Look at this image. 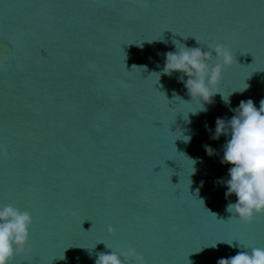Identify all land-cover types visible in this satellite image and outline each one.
I'll return each instance as SVG.
<instances>
[{
  "label": "water",
  "instance_id": "1",
  "mask_svg": "<svg viewBox=\"0 0 264 264\" xmlns=\"http://www.w3.org/2000/svg\"><path fill=\"white\" fill-rule=\"evenodd\" d=\"M194 37L231 50L230 103L217 94L187 120L198 104L162 69ZM249 99L264 100V0H0V202L32 215L12 264L126 248L146 264H217L246 251L224 242L264 248V215L229 220V137L210 138Z\"/></svg>",
  "mask_w": 264,
  "mask_h": 264
},
{
  "label": "clouds",
  "instance_id": "2",
  "mask_svg": "<svg viewBox=\"0 0 264 264\" xmlns=\"http://www.w3.org/2000/svg\"><path fill=\"white\" fill-rule=\"evenodd\" d=\"M196 42L199 47L195 48L187 47L178 41L173 42L175 51L164 53L165 63L162 69L165 75L182 73L178 80L184 83L191 97L190 102H184L190 104L196 101L198 104L196 110L187 112V120L189 113L196 115L207 111L204 105L211 103V98L217 94L221 95L225 103H230V95L226 99L223 97L219 83L224 70L233 63L231 50L220 43H209L201 47L197 40ZM134 67L142 68L134 65L132 69ZM157 74L160 79V73ZM247 87L239 92L242 93ZM231 111L235 114L227 122L223 118H217L215 133L210 137L211 139H218L221 135L229 137L223 145L221 160L222 164L230 165L229 179L219 180L217 183L226 186V197L233 194L236 197L235 203H229L226 207V211L233 214L229 220L250 224L255 217L264 215V100L260 101L258 109L249 99L241 101L238 108ZM179 135L185 142L191 139L190 136H182L180 131ZM204 148L209 156L214 154L210 146L205 145ZM189 160L193 162V170L189 174L191 175L195 172L193 167L195 161ZM31 224L32 215L29 211L0 202V264H12L14 257L26 255L30 251L28 245ZM107 232L112 234L113 227L108 226ZM233 241L224 243L230 247H242L246 251H238L235 256L227 259L221 258L217 264H264V248L254 247L249 251L247 246L240 242L233 245ZM105 247L111 249L107 245ZM209 247L215 248L216 244ZM129 260L134 264H146L144 257L134 248H126L119 253L112 249L110 253L99 252L96 254L95 264H125Z\"/></svg>",
  "mask_w": 264,
  "mask_h": 264
},
{
  "label": "snow or ice",
  "instance_id": "3",
  "mask_svg": "<svg viewBox=\"0 0 264 264\" xmlns=\"http://www.w3.org/2000/svg\"><path fill=\"white\" fill-rule=\"evenodd\" d=\"M243 225H248V224H243Z\"/></svg>",
  "mask_w": 264,
  "mask_h": 264
}]
</instances>
